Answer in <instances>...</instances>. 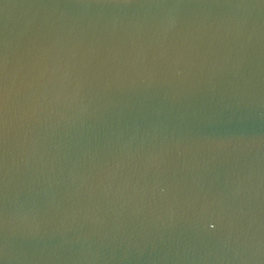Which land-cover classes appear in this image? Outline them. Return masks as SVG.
I'll list each match as a JSON object with an SVG mask.
<instances>
[{"label":"water","instance_id":"1","mask_svg":"<svg viewBox=\"0 0 264 264\" xmlns=\"http://www.w3.org/2000/svg\"><path fill=\"white\" fill-rule=\"evenodd\" d=\"M0 264H264V0H0Z\"/></svg>","mask_w":264,"mask_h":264}]
</instances>
